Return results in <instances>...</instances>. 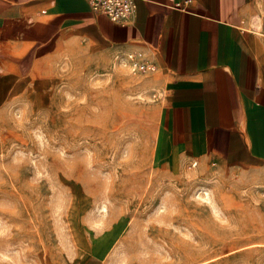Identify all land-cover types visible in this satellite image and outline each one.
Returning <instances> with one entry per match:
<instances>
[{"label":"rangeland","instance_id":"rangeland-1","mask_svg":"<svg viewBox=\"0 0 264 264\" xmlns=\"http://www.w3.org/2000/svg\"><path fill=\"white\" fill-rule=\"evenodd\" d=\"M122 57L59 47L0 107V264H264V170L171 158L163 87Z\"/></svg>","mask_w":264,"mask_h":264},{"label":"crops","instance_id":"crops-1","mask_svg":"<svg viewBox=\"0 0 264 264\" xmlns=\"http://www.w3.org/2000/svg\"><path fill=\"white\" fill-rule=\"evenodd\" d=\"M133 1L122 26L86 0H0V107L45 80L59 47L133 53L157 68L158 131L171 158L264 170V0Z\"/></svg>","mask_w":264,"mask_h":264},{"label":"built area","instance_id":"built-area-1","mask_svg":"<svg viewBox=\"0 0 264 264\" xmlns=\"http://www.w3.org/2000/svg\"><path fill=\"white\" fill-rule=\"evenodd\" d=\"M90 10L96 14L106 17L110 22L125 26L132 18L134 13L133 0H86ZM180 7V5H177ZM242 26V24H240ZM246 26L251 27V23H246ZM125 65L132 72L140 73H155L157 68L154 64L147 61H141L133 53H127L122 57Z\"/></svg>","mask_w":264,"mask_h":264},{"label":"bare ground","instance_id":"bare-ground-1","mask_svg":"<svg viewBox=\"0 0 264 264\" xmlns=\"http://www.w3.org/2000/svg\"><path fill=\"white\" fill-rule=\"evenodd\" d=\"M121 62L125 65V62H124V59L123 58H121Z\"/></svg>","mask_w":264,"mask_h":264}]
</instances>
